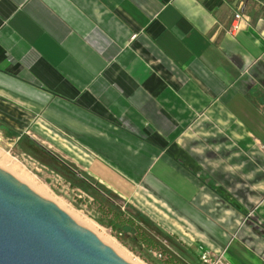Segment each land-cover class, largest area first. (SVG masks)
Listing matches in <instances>:
<instances>
[{
	"label": "crops",
	"instance_id": "obj_1",
	"mask_svg": "<svg viewBox=\"0 0 264 264\" xmlns=\"http://www.w3.org/2000/svg\"><path fill=\"white\" fill-rule=\"evenodd\" d=\"M0 121L264 264V0H0Z\"/></svg>",
	"mask_w": 264,
	"mask_h": 264
},
{
	"label": "water",
	"instance_id": "obj_2",
	"mask_svg": "<svg viewBox=\"0 0 264 264\" xmlns=\"http://www.w3.org/2000/svg\"><path fill=\"white\" fill-rule=\"evenodd\" d=\"M0 264H131L0 168Z\"/></svg>",
	"mask_w": 264,
	"mask_h": 264
},
{
	"label": "rangeland",
	"instance_id": "obj_3",
	"mask_svg": "<svg viewBox=\"0 0 264 264\" xmlns=\"http://www.w3.org/2000/svg\"><path fill=\"white\" fill-rule=\"evenodd\" d=\"M12 123H14L16 127H18V131H20V133H23L22 131L25 128L19 125L18 121H15L13 119ZM55 149L54 152L52 150L50 151H52V153L57 155L60 159V145H57ZM2 155L11 159L12 161L10 160V162L17 164L26 173L36 178L38 183L43 184L48 188L49 198L45 199L51 201L54 204L57 203L56 205L58 207L60 205L62 208H59H61L62 210L64 209L63 211L66 212L70 217H72L71 215L81 214L79 217H81L82 219L96 223L99 226L96 227V229H98L97 231L99 233H103L105 231L108 235L114 238L116 242L128 252L131 261L136 262L138 260L142 262V264H151L145 259L146 255L144 257L141 256L140 253L133 251L130 246L125 245L121 240L116 238L115 234L111 232V230L103 227L98 223L100 214L97 212L98 206L96 203H94L93 197L87 194L82 188L73 186L74 183L78 184L79 182L71 177V175L63 167V165L60 164L59 159L58 161H54L47 157L41 156V158L34 156V154L32 153H25L19 147L15 139L7 138L2 132H0V160L3 157ZM78 177L80 176L78 175ZM110 182H112V179L110 180ZM118 183H120L121 186L115 185L116 190L118 191L117 194H120L121 196L126 198V200H124L127 201L129 205L140 212L144 211L145 213H149L147 210H150L151 213L158 216L153 217L154 221L159 225L157 227H161V229H163V231L168 236H170L173 241V244H168L164 240L162 241L163 244L180 257V251L175 250V246H179V249L184 250L188 248L186 244H191V241L185 238L183 228L184 225L175 223L169 217V214L164 212L162 209H159L158 207H152L154 205H152L151 201H147L148 198L145 195L148 193H137L136 187L132 184L126 186L123 182L118 181ZM246 225L247 224H245V222H242V227H245ZM206 248L209 249L208 247ZM150 255L154 260H159L152 254Z\"/></svg>",
	"mask_w": 264,
	"mask_h": 264
},
{
	"label": "trees",
	"instance_id": "obj_4",
	"mask_svg": "<svg viewBox=\"0 0 264 264\" xmlns=\"http://www.w3.org/2000/svg\"><path fill=\"white\" fill-rule=\"evenodd\" d=\"M0 132L7 138L17 139V144L25 153L58 161L31 137L20 134L2 121H0ZM64 168L74 180L79 182L78 184L74 183L73 186L82 188L93 197L94 203L98 206L97 212L100 214L98 223L111 230L116 238L130 246L133 251L144 257L146 255L145 259L151 264H199L198 252L190 248L183 250L179 249V246H175V250L180 251V257L168 249L162 241L165 240L168 244H173L171 237L140 211L129 204L124 205L114 192L85 174H82V178L76 177V173L71 170V168L75 170L73 166L68 167L69 170ZM152 252H160L162 259L154 260L150 255Z\"/></svg>",
	"mask_w": 264,
	"mask_h": 264
},
{
	"label": "bare ground",
	"instance_id": "obj_5",
	"mask_svg": "<svg viewBox=\"0 0 264 264\" xmlns=\"http://www.w3.org/2000/svg\"><path fill=\"white\" fill-rule=\"evenodd\" d=\"M10 160L11 159L7 158L6 156H3L2 159L0 160V167L6 170L7 172H9L12 176L17 178L18 180H20L30 189L38 193L40 196L48 199L49 198L48 188L45 185L38 183L36 178L26 173L17 164L10 162ZM59 207L61 206L59 205ZM80 215L76 214V215H71V216L79 224H81L82 226H84L85 228L93 232L102 242H104L107 246H109L112 250H114L121 258H123L126 261L127 260L130 261L132 264H142V262L138 260L136 262L131 261L129 258L130 256L128 252L123 247H121L114 238L108 235L105 231L103 233H99L97 231L98 229H96V227H99V226L96 223H93L89 220L82 219L81 217H79Z\"/></svg>",
	"mask_w": 264,
	"mask_h": 264
},
{
	"label": "built area",
	"instance_id": "obj_6",
	"mask_svg": "<svg viewBox=\"0 0 264 264\" xmlns=\"http://www.w3.org/2000/svg\"><path fill=\"white\" fill-rule=\"evenodd\" d=\"M243 15L240 12L235 14V20L232 25V32L239 30L240 20H242ZM152 255L157 259H162V254L160 252H152ZM199 264H230L226 259V250L223 251H213L207 249L205 246L200 245L198 247Z\"/></svg>",
	"mask_w": 264,
	"mask_h": 264
}]
</instances>
